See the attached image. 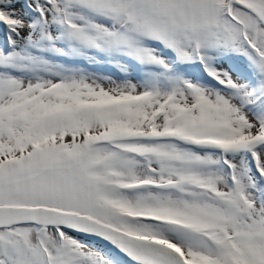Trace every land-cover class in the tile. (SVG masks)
<instances>
[{"label":"snow or ice","instance_id":"snow-or-ice-1","mask_svg":"<svg viewBox=\"0 0 264 264\" xmlns=\"http://www.w3.org/2000/svg\"><path fill=\"white\" fill-rule=\"evenodd\" d=\"M0 264H264V0H0Z\"/></svg>","mask_w":264,"mask_h":264}]
</instances>
